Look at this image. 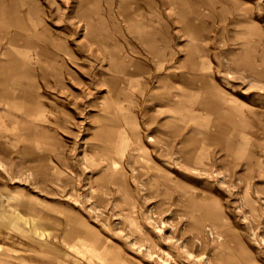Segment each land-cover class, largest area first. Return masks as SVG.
Here are the masks:
<instances>
[{
  "label": "rangeland",
  "instance_id": "1",
  "mask_svg": "<svg viewBox=\"0 0 264 264\" xmlns=\"http://www.w3.org/2000/svg\"><path fill=\"white\" fill-rule=\"evenodd\" d=\"M1 1L0 264H264V0Z\"/></svg>",
  "mask_w": 264,
  "mask_h": 264
},
{
  "label": "bare ground",
  "instance_id": "2",
  "mask_svg": "<svg viewBox=\"0 0 264 264\" xmlns=\"http://www.w3.org/2000/svg\"><path fill=\"white\" fill-rule=\"evenodd\" d=\"M7 1V0H6ZM11 1V0H10ZM13 5V4H12ZM5 6L4 3L0 0V10H3L5 9ZM15 8V7H14ZM12 8V9H14ZM11 12V10H10ZM5 13V12H3ZM13 13V12H12ZM11 13V14H12ZM6 14V13H5ZM10 14V13H9ZM13 15V14H12ZM11 15V16H12ZM1 17V16H0ZM11 18V17H10ZM13 18V17H12ZM14 19V18H13ZM9 21L11 20H8L7 24L10 23ZM37 21V20H36ZM4 23V22H3ZM3 23H0V28L1 27H5L3 26ZM37 23V22H36ZM39 23V22H38ZM6 25V24H5ZM3 29V28H2ZM9 54V60L11 59V56H10V52H7ZM3 55V54H2ZM7 59V58H6ZM3 60V59H2ZM6 62V61H5ZM12 62V61H11ZM15 62V61H14ZM6 64V63H5ZM13 65V64H12ZM22 69V67H21ZM71 78V77H70ZM75 80V79H74ZM0 84L2 85L1 87V90L4 88L3 85V81L0 80ZM0 90V92H2ZM4 93H7V91H5ZM21 100V99H20ZM44 134V133H43ZM32 137V136H31ZM37 137V136H36ZM39 137V136H38ZM42 137V136H41ZM40 137V138H41ZM43 138V137H42ZM45 138V137H44ZM29 202V201H28ZM27 213V212H26ZM0 217H4L6 219H8L6 222L9 224V227H11L14 231L18 232V233H21L22 235L24 236H27L28 239H31L33 241H36V243L38 245H40V247L45 244L47 241H49V237L50 235L47 233V231L43 230V229H39L36 225V222H35V219L33 218H25L23 217L21 214H14L13 212H10V211H3L2 213H0ZM32 216V215H30ZM28 225L30 227H28ZM4 228H6L4 226ZM53 243V242H51ZM70 243H66L64 244V246L58 248L59 252H62V253H68L69 250H67V246L69 247ZM24 249V248H23ZM29 250L31 249L30 247L28 248ZM15 250V249H14ZM79 250V249H78ZM33 252V251H32ZM35 253V252H34ZM13 254V252H12ZM22 257V256H21ZM31 261V260H30ZM115 264H126L124 262H122V260H120L119 258L114 259L113 261ZM107 264V263H105Z\"/></svg>",
  "mask_w": 264,
  "mask_h": 264
},
{
  "label": "crops",
  "instance_id": "3",
  "mask_svg": "<svg viewBox=\"0 0 264 264\" xmlns=\"http://www.w3.org/2000/svg\"><path fill=\"white\" fill-rule=\"evenodd\" d=\"M18 5H23L25 7L28 8V2L27 0H22V1H19L17 3ZM37 20V21H36ZM34 19L33 23H32V27L35 29H37V27L41 24L40 22V18L38 19ZM37 22V23H36ZM39 22V23H38ZM45 29H47V27L42 23V33H41V36L42 37H45L47 35V32L45 31ZM10 33L12 34L11 35V38H10V56H11V59L9 60V57L7 60H4L3 62H1L0 64L3 65V67L1 68V71H3L4 69H6V73L9 72V74L11 75V73H14L16 75H21V74H24L26 73L25 72V69L27 68L26 64L19 58V56L17 55V52H16V49L18 46H16V40L13 36V31L11 29ZM1 34L3 35L4 32L1 31ZM41 50V49H40ZM43 52V49L42 51ZM45 54V57L46 58H50L51 55L53 54H50L49 53V49H45L44 52ZM52 58H60L59 56H52ZM61 59V58H60ZM6 61V62H5ZM12 61V62H11ZM15 61V62H14ZM6 63V64H5ZM13 64V65H12ZM22 67V69H21Z\"/></svg>",
  "mask_w": 264,
  "mask_h": 264
}]
</instances>
